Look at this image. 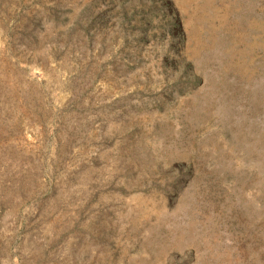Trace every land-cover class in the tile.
Listing matches in <instances>:
<instances>
[{"label":"rangeland","instance_id":"rangeland-1","mask_svg":"<svg viewBox=\"0 0 264 264\" xmlns=\"http://www.w3.org/2000/svg\"><path fill=\"white\" fill-rule=\"evenodd\" d=\"M0 264H264V0H0Z\"/></svg>","mask_w":264,"mask_h":264},{"label":"trees","instance_id":"trees-1","mask_svg":"<svg viewBox=\"0 0 264 264\" xmlns=\"http://www.w3.org/2000/svg\"><path fill=\"white\" fill-rule=\"evenodd\" d=\"M170 26L175 28L176 30L182 29V23H181V21L178 18H176L174 20H171L170 21Z\"/></svg>","mask_w":264,"mask_h":264}]
</instances>
